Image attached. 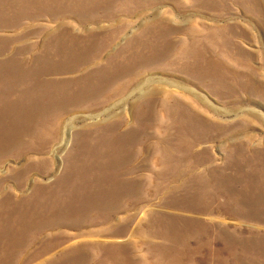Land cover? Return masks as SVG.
Listing matches in <instances>:
<instances>
[{"label": "rangeland", "instance_id": "374dc122", "mask_svg": "<svg viewBox=\"0 0 264 264\" xmlns=\"http://www.w3.org/2000/svg\"><path fill=\"white\" fill-rule=\"evenodd\" d=\"M0 264H264V0H0Z\"/></svg>", "mask_w": 264, "mask_h": 264}]
</instances>
